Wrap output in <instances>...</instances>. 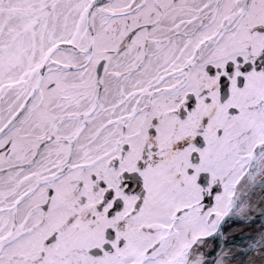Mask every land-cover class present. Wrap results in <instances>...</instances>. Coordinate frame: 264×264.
I'll use <instances>...</instances> for the list:
<instances>
[{
  "label": "snow or ice",
  "instance_id": "snow-or-ice-1",
  "mask_svg": "<svg viewBox=\"0 0 264 264\" xmlns=\"http://www.w3.org/2000/svg\"><path fill=\"white\" fill-rule=\"evenodd\" d=\"M254 196L264 0H0V264H264Z\"/></svg>",
  "mask_w": 264,
  "mask_h": 264
},
{
  "label": "bare ground",
  "instance_id": "bare-ground-1",
  "mask_svg": "<svg viewBox=\"0 0 264 264\" xmlns=\"http://www.w3.org/2000/svg\"><path fill=\"white\" fill-rule=\"evenodd\" d=\"M264 204V200L256 204L255 207ZM251 211V210H250ZM261 227L260 220H257L254 224H247V223H237L226 228L225 235L228 237H235L237 241L241 238V236L247 235L251 232L258 230ZM247 231V232H246ZM211 246V242L206 241L204 244V249L209 248Z\"/></svg>",
  "mask_w": 264,
  "mask_h": 264
},
{
  "label": "water",
  "instance_id": "water-1",
  "mask_svg": "<svg viewBox=\"0 0 264 264\" xmlns=\"http://www.w3.org/2000/svg\"><path fill=\"white\" fill-rule=\"evenodd\" d=\"M231 225H234V223H231ZM227 227L228 226L225 227V231H226ZM227 238L229 241L237 240V238H235L234 236L233 237L227 236ZM208 240H209V242H211V246H209V248L207 250H205V253L208 254L209 258H211V256L213 255V249H215V247H216L217 240L215 237H209ZM233 251H237V249H233Z\"/></svg>",
  "mask_w": 264,
  "mask_h": 264
}]
</instances>
